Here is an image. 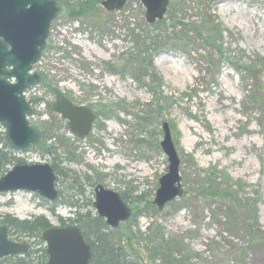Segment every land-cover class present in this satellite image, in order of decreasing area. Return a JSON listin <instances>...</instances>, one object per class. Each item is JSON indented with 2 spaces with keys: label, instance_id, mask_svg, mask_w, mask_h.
I'll return each instance as SVG.
<instances>
[{
  "label": "rangeland",
  "instance_id": "obj_1",
  "mask_svg": "<svg viewBox=\"0 0 264 264\" xmlns=\"http://www.w3.org/2000/svg\"><path fill=\"white\" fill-rule=\"evenodd\" d=\"M57 1L34 67L42 81L28 92L39 99L29 120L47 127L48 145L74 157L60 165L70 178H57V204L28 191L0 193V222L6 215L21 221L43 215L60 226V218L74 217L62 201L91 200L83 211L96 213L101 184L133 210L110 231L133 264H264V241L252 244L247 230L264 237V0H169L154 24L141 0L113 11L104 0ZM142 36L145 54L138 52ZM59 94L96 111L86 137L53 112ZM164 122L181 159L183 193L159 210L154 199L169 168ZM4 131L0 124V147L12 162L0 168V178L15 159L52 164V155L6 151ZM211 182L226 185L224 199L203 198ZM81 185L85 193L73 197ZM162 243L168 247L157 250ZM32 244L31 250L40 247Z\"/></svg>",
  "mask_w": 264,
  "mask_h": 264
},
{
  "label": "water",
  "instance_id": "obj_2",
  "mask_svg": "<svg viewBox=\"0 0 264 264\" xmlns=\"http://www.w3.org/2000/svg\"><path fill=\"white\" fill-rule=\"evenodd\" d=\"M126 1L104 0L102 4L113 11L121 9ZM141 2L150 24L163 19L169 5V0ZM59 10L57 0H0V124L9 144L17 150H25L38 140V131L28 119L34 108L25 92L41 82L40 74L31 71L42 57ZM53 110L68 120L70 130L81 138L90 133L97 117L90 107L76 105L64 94L58 96ZM163 132L161 147L168 157L169 168L160 179L154 199L159 210L183 193L181 159L168 122H164ZM56 182L57 175L50 163H20L0 178V193L27 190L54 201L59 197ZM95 194L94 207L109 226L115 228L129 220L131 208L118 192L100 184ZM42 239L49 255L47 264H90L91 246L78 226H53L43 232ZM29 247L27 242L10 240L8 227H0V259L26 253Z\"/></svg>",
  "mask_w": 264,
  "mask_h": 264
},
{
  "label": "trees",
  "instance_id": "obj_3",
  "mask_svg": "<svg viewBox=\"0 0 264 264\" xmlns=\"http://www.w3.org/2000/svg\"><path fill=\"white\" fill-rule=\"evenodd\" d=\"M207 40L212 41L213 43L216 44L217 38L216 37L212 38L211 35H209L207 36ZM139 41L140 42L142 41L141 42L142 44L138 47L139 48L138 52L140 54L142 53L145 54L148 48L147 46L148 38L142 36L141 38H138V42ZM147 65L148 68L153 67L152 63H149ZM141 70H143V68ZM145 70L147 69H144L143 73ZM145 74L146 73H144V75ZM251 74L253 75L254 72H251ZM263 86L264 85H262L261 83L260 87ZM34 100L35 102L39 101V99H34ZM47 130H48L47 127L43 128V130L41 128H38L40 138L39 141H37L34 145H32V148L35 149V151L39 152L41 155H47V154L52 155L53 156L52 166L57 176L58 177L63 176L64 178H66V180H68L70 178L68 169L63 168L60 165L64 162V160L73 161L74 157L71 156L70 152L67 157H63L65 156L63 154L66 153L67 155V152L60 153V151H58L55 146L53 147L52 145H48L47 144L48 134L44 132ZM11 160L12 159L8 160L4 158L3 164H6L7 162H12ZM15 160H17L16 163L23 162L22 159H15ZM13 162H15L14 159ZM73 181H74L73 183L77 182L76 178H74ZM73 183H71V187ZM79 187L81 189L78 190L73 195V197L82 196L85 193V190L83 189L82 185ZM227 191L228 189L225 184L221 185L220 183L218 184L217 182H211V184H208L207 187L203 190L202 196L203 198H205L206 201H210L213 199L222 200L227 196ZM57 202H55V204H57ZM62 203L69 205L71 208H74L73 211L74 217L68 220H64L60 218L61 225L66 226L68 224H75L78 227H80L87 243H89L91 246L92 256H91L90 264H133L132 262L128 261V259L126 258L124 247L113 243L112 241L113 239L110 234V231L112 229L108 226L106 220L102 217H99L98 214L95 213L92 209H87V211H83V207H86L87 204H92L91 200L84 203L83 205H81L78 202V200L62 201ZM147 205L149 206L151 204H147ZM137 206L139 209V204H137ZM51 210L54 211V208H52ZM0 225L8 226L10 229V233L12 235L18 234L19 235L18 238H21V235L27 236L34 243V245H40V247H38L35 250H30L27 254H25L22 257L10 256L1 259L0 264H47V260H48L47 250L45 246H41L44 243V241L42 240V233L46 229L53 226V224L49 221L47 217L42 215L38 218H35L34 220L21 221L11 215H6L3 221L0 222ZM247 227H248L247 230L249 232V241L252 244L264 241V237L260 235L256 229H254L252 226H247ZM166 246H167L166 243H162L159 245L157 250L161 248H165ZM165 263L182 264L180 261H178L177 263L175 262L167 263V261H165Z\"/></svg>",
  "mask_w": 264,
  "mask_h": 264
},
{
  "label": "flooded vegetation",
  "instance_id": "obj_4",
  "mask_svg": "<svg viewBox=\"0 0 264 264\" xmlns=\"http://www.w3.org/2000/svg\"><path fill=\"white\" fill-rule=\"evenodd\" d=\"M54 22V21H53ZM53 22H52V24H53ZM52 24H51V27H52ZM50 33H51V28H50ZM50 33H49V36H50ZM49 38V37H48ZM9 48H10V46H8ZM35 67V66H34ZM35 72V71H34ZM37 73V72H36ZM70 99V98H69ZM34 100V99H33ZM71 100V99H70ZM35 101V100H34ZM72 101V100H71ZM73 102V101H72ZM74 103V102H73ZM74 104H76V103H74ZM76 105H80V104H76ZM92 109V108H91ZM95 113H96V111L94 110V109H92ZM96 115H97V113H96ZM96 119H97V117H96ZM96 119L94 120V122L96 121ZM94 122H93V125H94ZM93 125H92V128H93ZM67 126H68V121H67ZM69 128V127H68ZM91 131H92V129H91ZM90 131V132H91ZM39 138H40V134H38V141H39ZM3 143H2V146L0 147V159H1V161L2 162H4L3 160H4V158L5 159H8V160H10L12 157H9L8 155H6L5 153H4V151H3ZM3 148V149H2ZM8 148H11V150H15V149H13L11 146H9V144H7V140H6V138H5V149H6V151L8 150ZM15 151H17V150H15ZM27 153H32V151H35V149H33L32 147H30V148H28L27 150H25ZM19 152H21V151H19ZM35 152H37V151H35ZM37 153H39V152H37ZM59 193H60V191H59Z\"/></svg>",
  "mask_w": 264,
  "mask_h": 264
},
{
  "label": "bare ground",
  "instance_id": "obj_5",
  "mask_svg": "<svg viewBox=\"0 0 264 264\" xmlns=\"http://www.w3.org/2000/svg\"><path fill=\"white\" fill-rule=\"evenodd\" d=\"M12 241H14V242H18V243H22L23 241L24 242H27V243H29V245H30V249H31V245H32V242H31V240L29 239V238H27V239H21V238H16V239H12ZM30 250H28L26 253H21V254H19V255H17V256H21V255H25V254H27L28 252H29ZM13 256H16V255H13ZM1 259H4V257L3 258H1ZM0 259V260H1Z\"/></svg>",
  "mask_w": 264,
  "mask_h": 264
}]
</instances>
